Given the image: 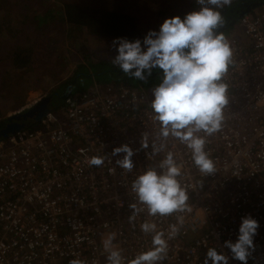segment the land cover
<instances>
[{"label": "built area", "instance_id": "built-area-1", "mask_svg": "<svg viewBox=\"0 0 264 264\" xmlns=\"http://www.w3.org/2000/svg\"><path fill=\"white\" fill-rule=\"evenodd\" d=\"M232 32V64L223 78L229 104L205 145L215 173L201 174L179 141L157 139L152 90L93 80L66 100L64 119L45 117L38 128L0 140V264H108L102 241L109 235L131 259L151 247L140 228L145 221L165 233L179 227L161 264H204L209 247L231 256L224 242L237 241L248 215L260 225L248 264H264V7L239 18ZM153 141L165 149L150 155ZM124 144L135 153L132 172L115 163L124 153L112 155ZM168 151L181 168L191 212L152 217L144 210L130 222L133 180ZM93 156L103 165L90 166Z\"/></svg>", "mask_w": 264, "mask_h": 264}, {"label": "clouds", "instance_id": "clouds-1", "mask_svg": "<svg viewBox=\"0 0 264 264\" xmlns=\"http://www.w3.org/2000/svg\"><path fill=\"white\" fill-rule=\"evenodd\" d=\"M200 5L181 18L175 16L166 19L159 31L151 30L143 41L134 42L126 38H117L113 47L118 44V55L112 63L129 78L147 80L153 69H161L160 83L152 89L153 99L149 107L152 119L159 125L157 139L167 141L169 137L184 144L191 151V159L203 175L215 173V163L205 150L206 138L218 132L225 119V109L229 104V87L223 78L232 64L233 49L223 32L219 31L224 18L219 9L230 6L232 0H196ZM143 148L149 147L144 134L141 141ZM152 154L163 151L166 143L159 146L153 141ZM124 153L123 158L116 160V165L128 172L135 168L132 157L134 150L124 144L116 147L112 155ZM150 158V157H149ZM104 159L93 156L90 166H101ZM181 168L173 152L167 155L156 167L146 170L133 180L131 191L137 203H131L133 210L129 217L131 222L141 211L147 215L167 217L175 213L191 212L188 191L182 186ZM182 226L183 218L178 217ZM260 227L259 222L251 215L242 218L236 242L227 240L224 247L230 250L231 256L209 247L204 264H229L235 259L241 264L248 260L255 251L254 237ZM141 231L151 235V247L127 259L122 251L114 247V235L103 239L102 245L107 253L108 264H161L168 252V242L179 233L177 224L170 225V230H157V224L145 221L140 225ZM70 264H81L72 260Z\"/></svg>", "mask_w": 264, "mask_h": 264}, {"label": "rangeland", "instance_id": "rangeland-1", "mask_svg": "<svg viewBox=\"0 0 264 264\" xmlns=\"http://www.w3.org/2000/svg\"><path fill=\"white\" fill-rule=\"evenodd\" d=\"M64 2L132 16L142 31L141 41L149 31L158 32L166 19L184 18L195 10V0H0V121L26 111L42 97L51 94L62 97L64 89L73 81L74 73L82 66L90 68L92 63L102 61L116 66L112 59L118 55L119 45L113 47L117 38H99L87 27L76 28L68 22L63 23L57 12L63 13ZM44 10H48L51 17V22L46 25L39 23L43 15L40 13ZM36 15L40 18L34 19ZM224 35L227 38L228 33ZM21 48L31 50L32 54L30 65L18 69L7 56ZM83 75L84 71L77 73L80 79L71 85L72 93L86 91L92 85L94 78ZM97 79L101 84L113 82L109 77L105 82ZM131 81L141 85L135 78ZM64 102L60 101L56 108L52 107L51 101L47 117L64 119Z\"/></svg>", "mask_w": 264, "mask_h": 264}, {"label": "trees", "instance_id": "trees-1", "mask_svg": "<svg viewBox=\"0 0 264 264\" xmlns=\"http://www.w3.org/2000/svg\"><path fill=\"white\" fill-rule=\"evenodd\" d=\"M253 3H258L264 5V0H252ZM248 0H232L230 6H225L223 9H219L224 18V23H226V28L223 31V34L229 31L230 24L235 22L238 17V13L243 9V5L247 4ZM249 3V2H248ZM200 5L194 2L193 8L198 10ZM63 13H58L62 22H68L69 25H72L76 28L79 27H87L91 33L99 38L102 37H115V38H126L132 42L142 37V31L138 24H136L135 19L128 15L123 14L118 11H99L96 9H91L88 7H81V5L73 3V2H64ZM41 16V24L46 25L51 22L50 12L48 10H44ZM63 16V19H62ZM40 18L39 16H35L34 19ZM32 54L31 50L27 49H14L8 54V59L12 61L14 68L22 69L28 67L30 65V56ZM108 65V67H107ZM107 67V68H106ZM91 69V70H89ZM108 69V70H107ZM156 73L148 76L147 80L141 81L135 78V80L140 81L143 88L152 90L155 86H157L161 81L162 70L161 69H153ZM79 71H84V77L94 78L93 80H101L102 82L107 79V77L113 79L112 83H129V84H137L132 82L133 78H129L124 75L123 71L118 69L116 66H110L105 61L92 63L90 68L80 67L76 73H74L73 81L69 82L71 86L73 82L75 83L80 79V76H77ZM90 76V77H89ZM127 79V80H126ZM107 81V80H106ZM139 83V82H138ZM67 85V84H65ZM65 85H62L63 87ZM75 94V93H72ZM54 101H58L55 103ZM60 101H65L60 95H53L52 107L59 106ZM61 104V103H60ZM50 105V104H49ZM46 118L47 117L46 115ZM24 121V120H22ZM7 121H0V129L6 125ZM26 123L28 126L25 130L32 131L38 128L39 123H35L33 120H27ZM1 140V139H0Z\"/></svg>", "mask_w": 264, "mask_h": 264}, {"label": "water", "instance_id": "water-1", "mask_svg": "<svg viewBox=\"0 0 264 264\" xmlns=\"http://www.w3.org/2000/svg\"><path fill=\"white\" fill-rule=\"evenodd\" d=\"M261 5L262 4L258 3L244 4L243 9L238 13V17L235 22H237V20L242 16L247 15L253 9ZM235 22H232L230 26H233ZM225 28L226 23H223L219 31L223 32ZM70 88L71 86L69 85L64 89V94L62 95V98L64 100H67L72 95V91L70 90ZM52 98V94L50 96L42 97L26 111L8 116L6 125L0 129V139H7L11 135H15L16 133L25 130L28 126V124L26 123L27 120H33L35 123H39L43 118L46 117L48 107L52 101Z\"/></svg>", "mask_w": 264, "mask_h": 264}, {"label": "crops", "instance_id": "crops-1", "mask_svg": "<svg viewBox=\"0 0 264 264\" xmlns=\"http://www.w3.org/2000/svg\"><path fill=\"white\" fill-rule=\"evenodd\" d=\"M258 8V7H257ZM256 8V9H257ZM261 8H263L262 6H259V8L258 9H261ZM231 28L229 29V31L228 32H226V33H228V36H227V40H228V38H229V36H231L232 34H233V32H232V28H233V26H230ZM237 33H239V32H237ZM240 34V33H239Z\"/></svg>", "mask_w": 264, "mask_h": 264}, {"label": "flooded vegetation", "instance_id": "flooded-vegetation-1", "mask_svg": "<svg viewBox=\"0 0 264 264\" xmlns=\"http://www.w3.org/2000/svg\"><path fill=\"white\" fill-rule=\"evenodd\" d=\"M248 2H249V3H248ZM248 2H247V4L253 3V1H252V0H248Z\"/></svg>", "mask_w": 264, "mask_h": 264}, {"label": "bare ground", "instance_id": "bare-ground-1", "mask_svg": "<svg viewBox=\"0 0 264 264\" xmlns=\"http://www.w3.org/2000/svg\"><path fill=\"white\" fill-rule=\"evenodd\" d=\"M25 111V110H24Z\"/></svg>", "mask_w": 264, "mask_h": 264}]
</instances>
